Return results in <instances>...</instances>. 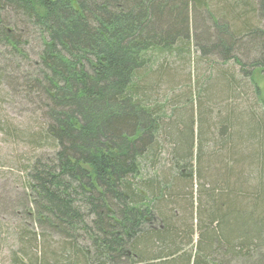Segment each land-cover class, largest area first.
Here are the masks:
<instances>
[{
  "label": "trees",
  "instance_id": "16d2710c",
  "mask_svg": "<svg viewBox=\"0 0 264 264\" xmlns=\"http://www.w3.org/2000/svg\"><path fill=\"white\" fill-rule=\"evenodd\" d=\"M193 39L264 110V0H0V108L36 123L0 109V134L39 151L5 203L11 264H264V114L249 100L211 127L189 97L174 118L153 101L169 65L150 51ZM231 78L203 99L239 98ZM161 138L177 146L166 169Z\"/></svg>",
  "mask_w": 264,
  "mask_h": 264
},
{
  "label": "rangeland",
  "instance_id": "374dc122",
  "mask_svg": "<svg viewBox=\"0 0 264 264\" xmlns=\"http://www.w3.org/2000/svg\"><path fill=\"white\" fill-rule=\"evenodd\" d=\"M149 54L153 59V69L157 70L158 65L166 61L169 65L165 70L166 80L162 82L161 87L157 88V92H155L156 96H154L153 101L160 106L163 112L173 115V118L175 117V108L181 107L185 101V97L189 96L187 102L189 101V104H193L195 109L196 106L201 104L200 106L206 109V113L211 112L210 116H207L205 119L207 125L211 127L216 125L219 116H224L228 109L235 111V107L237 106L236 112H240L241 110L249 111L247 105H250V102L253 104L252 108H254V111L259 114H264L262 105L257 100L259 97L255 95L249 96L248 94V91L253 88V84L251 83L253 79L247 78L245 74L241 75L239 67L232 62H222L218 56L202 54L195 39H193V43H191L190 46L186 47V50H181L180 45H174V47L171 48L153 49ZM217 60L218 62H214ZM233 73H235V78H231L230 80L236 87H241V90L239 89L240 91H245V94L243 92L244 95L242 92H239V94H241L239 98H236L237 94L235 96L234 94L224 96L217 95L216 101L212 103L203 99L206 96L207 87L212 81L221 79L220 82L225 84L226 80H222L225 79V77H233ZM255 79L260 87L259 89L261 92H259L260 94L262 93L264 98V78L259 75ZM252 92L254 93L253 90ZM13 105L14 106L11 107L2 105L3 108H0L6 110L8 114L7 118L11 121L10 123L21 125L27 122L31 128H35L36 123L33 111L31 114L30 112L27 114L28 110L26 107L20 104L17 106L16 104ZM4 110L1 114L2 116L6 113ZM173 118L171 120H173ZM5 138L6 137L0 134V264H11L9 246L14 245L16 241L13 236H10V227H13L17 222L12 219L11 210H7L5 203H9V200L19 202L22 199L23 183L26 180L27 170L25 167H27L29 159L36 154L38 150H35V147L23 142H8ZM160 143L162 153L159 167L160 169H166L169 165V161L175 162L173 154L176 153L177 146L172 140L167 138L165 140L161 138ZM180 166L181 163L175 166L174 169H176V172L187 175L186 171L182 170ZM196 241L197 235H195L194 241L187 247V250H191L193 255L196 251Z\"/></svg>",
  "mask_w": 264,
  "mask_h": 264
},
{
  "label": "bare ground",
  "instance_id": "6f19581e",
  "mask_svg": "<svg viewBox=\"0 0 264 264\" xmlns=\"http://www.w3.org/2000/svg\"><path fill=\"white\" fill-rule=\"evenodd\" d=\"M190 42V41H189ZM187 43V42H186ZM188 47V46H187ZM189 50V49H188ZM184 59V58H183ZM200 63H201V61H200ZM262 73V72H261ZM178 85V84H177ZM174 88V87H173ZM182 91V90H181ZM182 93V92H181ZM190 97V96H189ZM186 98V97H185Z\"/></svg>",
  "mask_w": 264,
  "mask_h": 264
}]
</instances>
